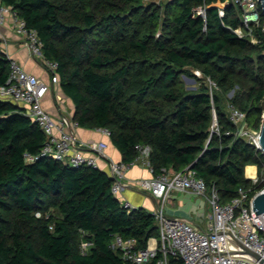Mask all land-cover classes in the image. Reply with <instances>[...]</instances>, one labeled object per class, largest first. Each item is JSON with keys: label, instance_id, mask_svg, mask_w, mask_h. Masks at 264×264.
Returning <instances> with one entry per match:
<instances>
[{"label": "trees", "instance_id": "obj_1", "mask_svg": "<svg viewBox=\"0 0 264 264\" xmlns=\"http://www.w3.org/2000/svg\"><path fill=\"white\" fill-rule=\"evenodd\" d=\"M3 1L38 31L46 56L58 62L74 120L108 128L122 161H133L136 145L148 144L154 175L193 165L223 202L252 185L248 164L263 177L261 150L225 134L235 130L228 101L247 113L253 128L262 123L263 13L253 36L240 37L232 30L241 19L231 2L223 16L210 6L204 17L196 8L217 0ZM9 65L0 49V86ZM189 67L234 93L211 94L206 84L187 90L180 74ZM214 110L220 134L211 132ZM45 140L20 104L0 99V264H128L110 244L120 235L146 248L160 234L153 213L128 210L105 170L42 155ZM26 153L35 159L27 160ZM263 187L260 179L254 191ZM83 243L90 244L86 252Z\"/></svg>", "mask_w": 264, "mask_h": 264}, {"label": "built area", "instance_id": "obj_2", "mask_svg": "<svg viewBox=\"0 0 264 264\" xmlns=\"http://www.w3.org/2000/svg\"><path fill=\"white\" fill-rule=\"evenodd\" d=\"M233 3L239 10L241 23L232 30L240 37L253 36V28L259 26L262 8L259 0H217L205 6H198L197 12L205 17L206 7L218 8L223 16L225 8ZM12 21L15 31L25 38L32 57L42 65L50 75L47 82L28 72L15 58H9V77L6 84L0 86V99L18 103L24 113L30 116L43 130L46 140L42 155L59 160L74 167L93 166L100 168L99 160L108 163L107 173L113 179L112 191L118 196L130 187L139 192L148 193L156 207L151 211L159 227V236L149 239L147 247L137 248L134 238L125 239L116 235L110 246L119 250L121 258L128 264H264V212L256 215L253 199L256 193L264 192V187L254 191V184L260 179L256 173L251 176L252 185L238 188L237 195L229 202H223L215 185H208L195 168L190 166L182 171L163 170L150 178L127 180L128 169L135 164L149 163L151 146L137 144L138 155L131 162L115 161L106 153L107 143L103 141H84L76 134L77 121L66 114L55 117L43 105L46 94L52 86L59 83L58 62L48 58L44 52V43L38 31L28 27L12 6L0 0V24L6 19ZM210 88H218L217 82L207 78ZM229 118L235 130H227L226 135L245 139L260 149V128H253L247 113L233 103L228 105ZM110 136L108 128H97ZM211 132L220 134L216 111ZM27 160L35 157L25 154ZM264 169V168H263ZM152 170V168H151ZM153 172V170H152ZM174 192L192 193L204 198L209 206L204 227H198L190 219L171 215L166 204ZM121 203L131 210L135 206L127 199ZM86 252L85 243L81 246ZM247 250L255 252L256 258Z\"/></svg>", "mask_w": 264, "mask_h": 264}, {"label": "crops", "instance_id": "obj_3", "mask_svg": "<svg viewBox=\"0 0 264 264\" xmlns=\"http://www.w3.org/2000/svg\"><path fill=\"white\" fill-rule=\"evenodd\" d=\"M0 49L6 53L8 57L17 59L30 73L41 77L45 81H50V75L46 69L40 65L31 55L30 49L26 44L25 38L18 34L13 28L12 21L7 18L3 24H0ZM43 105L55 117L60 114H66L73 118L75 106L71 98L63 91L60 83L52 86V89L46 94L43 100ZM74 119V118H73ZM76 134L84 141H103L107 143L106 153L113 160H122V154L113 144L109 135L104 134L97 128H87L77 126ZM100 168L107 171L108 163L105 160H99ZM254 165V164H248ZM246 166V167H247ZM256 173L258 166L255 165ZM246 173V168H245ZM154 174L150 167L142 164H135L127 171V180L134 182L141 178H150ZM247 176V174H246ZM248 178H251L249 176ZM120 200L127 199L135 207H143L148 211H152L156 207V201L146 192H139L133 188H126L120 195ZM166 211L171 215L186 217L191 220L196 226L204 227L205 216L210 209L206 200L192 193L174 192L167 204Z\"/></svg>", "mask_w": 264, "mask_h": 264}, {"label": "rangeland", "instance_id": "obj_4", "mask_svg": "<svg viewBox=\"0 0 264 264\" xmlns=\"http://www.w3.org/2000/svg\"><path fill=\"white\" fill-rule=\"evenodd\" d=\"M145 1V5L146 3H157V4H162L165 1L164 0H144ZM160 32H158V34H160ZM180 80L182 82V84L186 87L187 90H191V91H195L197 89H199L202 85H207L209 87V81L208 79L203 75L201 69L199 68H193V67H189L188 68V72H182L180 74ZM209 91L211 94H213L214 91H218L223 97H227L230 98L231 95L234 93V90H230V91H223L221 88H216L214 90H211V88H209ZM225 101V100H224ZM230 104V102H227V106ZM246 174V173H245ZM38 216L41 215L40 212L36 213ZM48 214V213H47ZM89 243H85L86 247H89Z\"/></svg>", "mask_w": 264, "mask_h": 264}, {"label": "water", "instance_id": "obj_5", "mask_svg": "<svg viewBox=\"0 0 264 264\" xmlns=\"http://www.w3.org/2000/svg\"><path fill=\"white\" fill-rule=\"evenodd\" d=\"M259 2H260V6L262 8V12L264 14V0H259ZM259 142H260V149L259 150H261V152L264 154V114H263L262 123L260 126ZM190 167L194 168L193 165H191ZM253 207H254V212L256 215L264 212V192H259V193L255 194L254 199H253ZM247 252L252 254L256 258H259V256L255 252H253L251 250H247Z\"/></svg>", "mask_w": 264, "mask_h": 264}, {"label": "bare ground", "instance_id": "obj_6", "mask_svg": "<svg viewBox=\"0 0 264 264\" xmlns=\"http://www.w3.org/2000/svg\"><path fill=\"white\" fill-rule=\"evenodd\" d=\"M255 168H256L255 165H249L246 167L247 177H249V176L255 177L256 176Z\"/></svg>", "mask_w": 264, "mask_h": 264}]
</instances>
